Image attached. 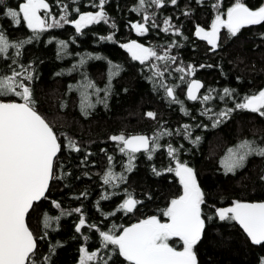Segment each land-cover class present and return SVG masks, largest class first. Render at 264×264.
Segmentation results:
<instances>
[{
  "label": "trees",
  "instance_id": "16d2710c",
  "mask_svg": "<svg viewBox=\"0 0 264 264\" xmlns=\"http://www.w3.org/2000/svg\"><path fill=\"white\" fill-rule=\"evenodd\" d=\"M22 2L5 0L4 6L15 8ZM47 2L56 18L64 14L58 0ZM245 2L253 9L264 4V0ZM64 3L68 4L69 20L79 17L75 11L77 7L81 13L100 10L96 7L99 0H64ZM137 3L138 0H107L104 5L109 17L107 23L88 25L80 32L71 23H63L46 29L38 39L25 44L21 56L15 57V49H9L8 57L0 58V73H10L13 68L21 71L23 65L32 74L33 80L25 82L33 90L37 108L52 122L54 130L66 133L81 149L79 152L70 150L61 136L62 149L54 172L56 176L63 174V178L50 183L45 194L47 199L34 204L27 216L30 229L38 237L37 257L47 255L52 245H59L51 264L79 263L81 248H87L89 252L101 249L100 254L105 258L111 256L108 264H130L124 257L111 252L115 246L103 249L99 231L88 225L95 224L101 231L116 225L119 234L122 227L149 215L161 217L170 200L182 191L175 173L166 171L175 166V160L167 151L170 144L179 150L177 158L195 169L204 193L203 213L205 217H212L206 220L202 239L194 249L198 264H260L264 245H254L236 221L219 220L215 209L231 207L237 200H264V179H261L264 158L251 156L245 166L235 172H228L225 166L230 155L228 149H238L242 141L254 140L264 146V117L237 109L213 125L219 112L234 108L236 103L243 102L244 96L264 89V22L245 26L232 38H228L227 30L222 29L220 46L213 50L195 35L196 26L211 29L217 15V8L212 5L218 3L219 11L226 14L234 0H178L177 5L165 0L163 6H147L149 25L154 18L156 27H149L143 35L131 27L138 21L143 23V13L133 11ZM41 14H44L43 10ZM167 18L180 29L179 33L163 30ZM0 26L12 41L34 35L26 22L16 26L2 13ZM109 35H113L112 40L100 39ZM61 40L67 42L66 47L59 43ZM132 40L154 48L158 55L168 51L169 56L176 58L175 62L155 57L144 64L133 60L127 49L121 47ZM14 57L18 63L12 62ZM82 57L86 61L83 65L80 64ZM109 61L122 67L119 75L113 76L110 82L112 65ZM152 64H156L164 75L150 79L156 71ZM189 66L195 68L194 73L187 71ZM178 68L186 71H177ZM192 78L201 79L204 85L195 101L185 94L186 85ZM161 80L168 86H175L174 95L181 103L173 102L164 88L159 87ZM89 82L94 87H87ZM70 86L75 87L70 90ZM224 88L234 92L232 96L220 99ZM96 89L102 91L97 94ZM81 93H87L89 102L94 105L87 109L88 115L81 110ZM204 95L211 98L203 101L199 97ZM0 99L21 100L20 97ZM105 99L107 106L97 102ZM62 103L67 106L62 108ZM150 111L156 113L155 119L146 116ZM184 125L190 126L187 132ZM164 130L171 135L160 137L161 147L151 159L147 153H137L135 167L124 173V182L117 181L115 187L103 183V175L109 167L108 156L114 158L112 166L116 173L124 171L127 165V155L119 152L118 142L110 140V136L121 132L152 136ZM197 137L200 139L194 144L192 141ZM153 168L161 174L156 175ZM129 193L141 203L130 213L116 211ZM104 196L108 199H102ZM53 201L60 207L57 208ZM77 207L81 209L80 213L73 211ZM113 212L115 215H106ZM45 216L49 217L47 228ZM81 216L86 224L77 232ZM45 232L46 237L39 239ZM89 264L100 262L90 261Z\"/></svg>",
  "mask_w": 264,
  "mask_h": 264
},
{
  "label": "snow or ice",
  "instance_id": "6c2138e0",
  "mask_svg": "<svg viewBox=\"0 0 264 264\" xmlns=\"http://www.w3.org/2000/svg\"><path fill=\"white\" fill-rule=\"evenodd\" d=\"M63 9V15L57 19L51 12V6L47 0H23L17 7H5V0H0V13L10 18L11 22L19 26L22 21L26 22L27 28L31 29L33 34L27 39L12 41L7 36L5 30L0 26V58L8 57L9 49H15V57L22 55L21 49L25 44L31 43L39 38V34L46 29L62 26L64 23H72L75 25L77 32H80L88 25L98 24L101 21L107 23L108 14L104 10L107 0H99L96 5L99 11L96 12H80L77 7L75 11L79 13V18L69 20L68 4L64 0H58ZM165 0H138L133 11L143 13V23L136 22L131 25L135 31L141 35L148 32L149 27H156L154 18L149 25L150 17L147 14V6L160 5L163 6ZM172 5H177L178 0H168ZM212 7L217 8V15L211 23V30L206 31L204 27L197 25L195 35L201 37L212 49L215 50L220 46L221 30H227L228 38L235 37L245 26L260 25L264 22V4L253 9L248 6L245 0H234V3L227 8L226 14L219 11V4H213ZM43 10V15L41 12ZM226 15V18H223ZM171 18L164 20V31L169 32L175 30L179 33L180 29L170 23ZM112 27L115 28L113 22ZM102 40H112L113 35L100 37ZM66 47V41H59ZM172 46H176L173 44ZM121 47L127 49L133 60L144 64L152 57L157 60H171L175 62L174 56H169L168 51L164 55H158L157 51L151 47H145L143 44L132 40L124 43ZM12 58L13 63L18 61ZM99 59V57H96ZM82 57L80 64L85 63ZM110 68V79L119 75L122 71L120 65L112 64ZM21 71L11 69L10 73H0V97H20L23 102H16L14 99H0V264H51L52 255H54L56 247L52 245L49 253L41 258L37 257V239L33 231L30 229L26 218L34 204L42 199H47L46 193L49 191L50 183L54 179L63 178V174L56 176L54 166L58 159V153L61 152V136L63 135L67 147L70 150L79 152L81 149L76 141L69 137L66 133H58L54 130V125L45 115L37 108V102L33 96V90L25 81L33 80V76L23 65L20 66ZM151 67L156 69L153 77L164 75L156 64ZM204 67V65H201ZM75 68V66H74ZM177 71L184 72V68H178ZM189 73H194L195 68L189 66ZM60 75V73H57ZM183 80V77H181ZM239 79V78H238ZM204 85L199 80H191L188 87V98L197 100V92ZM75 86H70V90ZM87 87H94L89 82ZM159 87L164 88L168 97L173 102L181 103L174 95V87L168 86L162 80ZM98 94L101 89H96ZM103 91L109 92V89ZM234 90L224 88V97L232 96ZM81 110L83 114H90L87 109L94 107L88 100L87 93H81ZM203 101H208L211 96L204 95L199 97ZM98 103H105V100H98ZM66 103H62L61 107H66ZM249 110L253 113L264 117V89L243 97V102L236 103L234 108H226L217 114L218 119L214 122L220 123V118H227L234 110ZM185 114H187L186 110ZM146 116L152 119L156 118V113L147 112ZM189 125H184L187 132ZM190 135V132L188 133ZM171 135L167 130L148 135H126L121 132L117 135L109 137L110 140L118 142V150L127 155V165L124 171L116 173L112 166L113 157L108 156L109 167L103 175V183L105 185L112 184L116 186V182H124L126 180L125 172H131L135 167L137 153H147L151 159L152 154L161 147L159 143L160 137ZM200 138L192 141L194 144ZM167 151L170 157L175 160L174 167H168L167 172H174L179 178L180 184L183 186L181 195L170 200L169 205L162 210V216L166 217V221H162L160 216H149L139 220L128 227H122L119 234L116 233V225L108 231H101L97 225L89 224V228L99 231L102 237L103 249H109V246H115L111 249L113 254L124 257L130 264H198L197 255L194 251L195 246L201 241L206 220L212 217H205L202 205L205 204L204 193L202 192L194 169L186 162H181L177 158L178 149L168 145ZM230 153L226 162L228 172H235L238 168L244 167L248 158L258 156L264 158V146L257 144L254 140H244L238 146V149H228ZM156 175L161 173L153 168ZM264 179V176L261 177ZM87 195V193H82ZM102 199H108L107 196ZM57 208L60 204L53 201ZM141 201L135 199L131 193L128 198L119 205L116 211L133 212ZM73 211L80 213L79 207ZM218 219L221 221H236L242 227L250 241L254 245H264V202L249 203L242 201H234L231 207H221L215 209ZM71 214V213H69ZM106 215H115V213H107ZM49 217L45 216L44 226L47 228ZM59 220V217L56 218ZM86 224L85 219L81 216L76 226V231L80 232L81 227ZM44 236L39 239H44ZM172 238H179L182 241V247L178 250L172 246L169 241ZM85 240L88 237H84ZM79 264H89L90 261H99L100 264H108L111 259L101 255V249L91 251L87 248L80 249ZM260 264H264V257H261Z\"/></svg>",
  "mask_w": 264,
  "mask_h": 264
},
{
  "label": "flooded vegetation",
  "instance_id": "af4514ba",
  "mask_svg": "<svg viewBox=\"0 0 264 264\" xmlns=\"http://www.w3.org/2000/svg\"><path fill=\"white\" fill-rule=\"evenodd\" d=\"M256 9V8H255ZM78 18V17H77ZM76 19V18H75ZM72 20H74V19H72ZM64 23V22H63ZM62 23V24H63ZM72 24V23H71ZM74 27H75V25L74 24H72ZM209 30H211V29H209ZM193 79V78H192ZM191 80V79H190ZM188 84V83H187ZM186 87H187V85H186ZM202 90V88L200 89V91ZM200 91H199V93H200ZM199 93H198V95L197 96H199ZM185 94H186V90H185ZM186 97L188 98V96L186 95ZM189 99V98H188ZM190 100V99H189ZM134 134H145V133H133V134H130V135H134ZM147 135V134H146ZM149 136V135H148ZM187 163V162H186ZM188 164V166H190V167H192L193 168V166L191 165V164H189V163H187ZM194 169V168H193ZM194 171H195V169H194ZM195 173H196V171H195ZM196 177H197V182H198V176H197V173H196ZM179 179V178H178ZM199 184V183H198ZM201 188V187H200ZM181 193H180V195L182 194V192H183V186L181 185ZM128 197H126L125 199H127ZM124 199V200H125ZM149 216H153V215H149ZM149 216H147V217H149ZM156 216H158V215H156ZM147 217H145V218H147ZM145 218H143V219H145ZM161 218V220L162 221H166L167 220V218L166 217H163V216H161L160 217ZM134 223H137V222H134ZM133 224V223H132ZM131 225V224H130ZM130 225H128V226H130ZM128 226H126V227H128ZM169 243L172 245V246H174V247H176L178 250L182 247V241H180L179 240V238H172V239H170V241H169ZM176 244H178V246H175ZM82 255V254H81ZM77 264H79V263H77Z\"/></svg>",
  "mask_w": 264,
  "mask_h": 264
},
{
  "label": "water",
  "instance_id": "95a60500",
  "mask_svg": "<svg viewBox=\"0 0 264 264\" xmlns=\"http://www.w3.org/2000/svg\"><path fill=\"white\" fill-rule=\"evenodd\" d=\"M201 26V25H200ZM203 27V26H202ZM205 28V27H204ZM205 30L206 31H210L209 29H207V28H205ZM196 31V30H195ZM191 80H199V81H201V83L203 84V81L201 80V79H198V78H193V79H191ZM190 80V81H191ZM190 81L188 82V84H187V87H186V95L188 96V87H189V84H190ZM201 89V88H200ZM200 89H199V91H200ZM199 91L197 92V95H198V93H199ZM16 102H23L22 100H15ZM134 135H140V134H134ZM143 135H146V134H143ZM242 202H249V203H260V202H264V200H255V201H242ZM26 221H27V218H26ZM237 224H238V222H237ZM239 225V224H238ZM239 227L242 229V227L239 225ZM242 231L244 232V230L242 229ZM245 233V232H244ZM245 235H246V233H245ZM247 236V235H246ZM248 237V236H247ZM249 238V237H248ZM250 239V238H249Z\"/></svg>",
  "mask_w": 264,
  "mask_h": 264
},
{
  "label": "rangeland",
  "instance_id": "374dc122",
  "mask_svg": "<svg viewBox=\"0 0 264 264\" xmlns=\"http://www.w3.org/2000/svg\"><path fill=\"white\" fill-rule=\"evenodd\" d=\"M42 15V14H41ZM60 18V17H59ZM59 18H57V19H59ZM79 18V17H78ZM78 18H76V19H78ZM225 18H226V16H225ZM63 23V21H61V24Z\"/></svg>",
  "mask_w": 264,
  "mask_h": 264
}]
</instances>
